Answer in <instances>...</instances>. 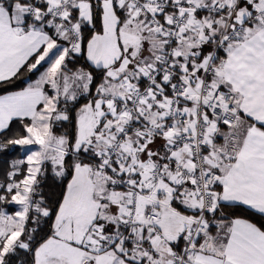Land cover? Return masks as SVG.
<instances>
[{
    "label": "snow or ice",
    "instance_id": "1",
    "mask_svg": "<svg viewBox=\"0 0 264 264\" xmlns=\"http://www.w3.org/2000/svg\"><path fill=\"white\" fill-rule=\"evenodd\" d=\"M0 264H264V0H0Z\"/></svg>",
    "mask_w": 264,
    "mask_h": 264
},
{
    "label": "trees",
    "instance_id": "2",
    "mask_svg": "<svg viewBox=\"0 0 264 264\" xmlns=\"http://www.w3.org/2000/svg\"><path fill=\"white\" fill-rule=\"evenodd\" d=\"M17 127V125L14 124L13 128L15 130V128ZM23 154L20 152V150L18 149L15 153L14 156L12 158H21Z\"/></svg>",
    "mask_w": 264,
    "mask_h": 264
},
{
    "label": "rangeland",
    "instance_id": "3",
    "mask_svg": "<svg viewBox=\"0 0 264 264\" xmlns=\"http://www.w3.org/2000/svg\"><path fill=\"white\" fill-rule=\"evenodd\" d=\"M20 152L23 154L22 156H21V158L24 156V152H23V150H20Z\"/></svg>",
    "mask_w": 264,
    "mask_h": 264
},
{
    "label": "crops",
    "instance_id": "4",
    "mask_svg": "<svg viewBox=\"0 0 264 264\" xmlns=\"http://www.w3.org/2000/svg\"><path fill=\"white\" fill-rule=\"evenodd\" d=\"M33 78H35V77H33Z\"/></svg>",
    "mask_w": 264,
    "mask_h": 264
}]
</instances>
